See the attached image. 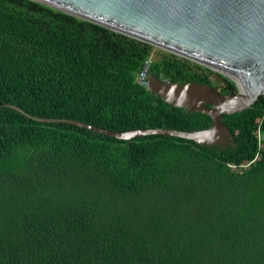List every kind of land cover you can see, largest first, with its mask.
Here are the masks:
<instances>
[{
	"label": "trees",
	"instance_id": "1",
	"mask_svg": "<svg viewBox=\"0 0 264 264\" xmlns=\"http://www.w3.org/2000/svg\"><path fill=\"white\" fill-rule=\"evenodd\" d=\"M211 85L172 56L22 0H0V264H264V97L225 115L235 147L106 130L211 127L138 82ZM28 114V115H27ZM250 164L248 167H242Z\"/></svg>",
	"mask_w": 264,
	"mask_h": 264
},
{
	"label": "water",
	"instance_id": "2",
	"mask_svg": "<svg viewBox=\"0 0 264 264\" xmlns=\"http://www.w3.org/2000/svg\"><path fill=\"white\" fill-rule=\"evenodd\" d=\"M22 1L172 56L208 73L227 94L211 85L150 76L152 92L167 105L212 118L211 127L200 131L106 130L77 120L27 114L35 121L67 123L124 141L176 137L223 151L235 147L224 116L244 112L264 97V0ZM0 105L26 114L16 106Z\"/></svg>",
	"mask_w": 264,
	"mask_h": 264
},
{
	"label": "built area",
	"instance_id": "3",
	"mask_svg": "<svg viewBox=\"0 0 264 264\" xmlns=\"http://www.w3.org/2000/svg\"><path fill=\"white\" fill-rule=\"evenodd\" d=\"M153 62L152 58H149L148 60H146L140 74L138 77V82L146 88V90L151 91L152 87L150 86V68H151V64ZM255 135L258 139V146L259 149H263L264 148V133L261 130V126H259V128L256 130ZM250 164L246 165V166H242V167H248Z\"/></svg>",
	"mask_w": 264,
	"mask_h": 264
},
{
	"label": "bare ground",
	"instance_id": "4",
	"mask_svg": "<svg viewBox=\"0 0 264 264\" xmlns=\"http://www.w3.org/2000/svg\"><path fill=\"white\" fill-rule=\"evenodd\" d=\"M243 94H247V92H242Z\"/></svg>",
	"mask_w": 264,
	"mask_h": 264
},
{
	"label": "clouds",
	"instance_id": "5",
	"mask_svg": "<svg viewBox=\"0 0 264 264\" xmlns=\"http://www.w3.org/2000/svg\"><path fill=\"white\" fill-rule=\"evenodd\" d=\"M152 91V90H151Z\"/></svg>",
	"mask_w": 264,
	"mask_h": 264
}]
</instances>
